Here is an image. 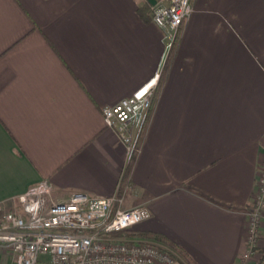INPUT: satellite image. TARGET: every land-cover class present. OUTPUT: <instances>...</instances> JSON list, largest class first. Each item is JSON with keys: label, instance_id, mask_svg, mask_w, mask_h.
<instances>
[{"label": "crops", "instance_id": "0c3cea01", "mask_svg": "<svg viewBox=\"0 0 264 264\" xmlns=\"http://www.w3.org/2000/svg\"><path fill=\"white\" fill-rule=\"evenodd\" d=\"M154 2L0 0V215L42 181L55 200L114 192L126 148L102 108L161 64ZM192 4L123 205L145 206L134 230L167 237L195 264H259L242 254L264 150V0Z\"/></svg>", "mask_w": 264, "mask_h": 264}, {"label": "built area", "instance_id": "2783aa9c", "mask_svg": "<svg viewBox=\"0 0 264 264\" xmlns=\"http://www.w3.org/2000/svg\"><path fill=\"white\" fill-rule=\"evenodd\" d=\"M193 11L192 0H155L150 18L163 32L164 52L154 75L128 97L102 108L104 124L126 148V164L137 156L151 115L166 60ZM125 170L123 171V173ZM122 176L114 192L93 196L73 192L55 200L46 181L17 197L18 204L0 215V264H178L183 259L168 246L124 235L150 217L143 205L124 207ZM243 259L264 249V150L247 212Z\"/></svg>", "mask_w": 264, "mask_h": 264}, {"label": "trees", "instance_id": "16d2710c", "mask_svg": "<svg viewBox=\"0 0 264 264\" xmlns=\"http://www.w3.org/2000/svg\"><path fill=\"white\" fill-rule=\"evenodd\" d=\"M175 47L171 50L168 58L172 56ZM131 164L132 162L128 164V166L125 168V172L122 174V185L123 186L128 181L129 170H130ZM124 235H129V236H134V237H144V238L156 240L168 246L175 252H177L180 255V257L183 259V262H185L186 264H195V262L181 249V247H179L177 244H175L173 241L169 240L167 237L163 235L156 234V233H140V232L135 231L134 229L125 232ZM183 262L181 261V264H183Z\"/></svg>", "mask_w": 264, "mask_h": 264}, {"label": "rangeland", "instance_id": "374dc122", "mask_svg": "<svg viewBox=\"0 0 264 264\" xmlns=\"http://www.w3.org/2000/svg\"><path fill=\"white\" fill-rule=\"evenodd\" d=\"M261 158H262V155H261ZM260 158V159H261ZM259 164V163H258ZM257 169H258V167H257ZM262 225H264V221H262ZM262 228H264V227H262ZM262 234H264V229H262ZM262 238H264V235H262ZM262 242H264V240H261ZM262 257H261V259H260V263H261V261H262V259H264V249H262V250H259V252H258ZM259 263V264H260ZM178 264H181V261L180 262H178ZM183 264H186L185 262H183Z\"/></svg>", "mask_w": 264, "mask_h": 264}, {"label": "water", "instance_id": "95a60500", "mask_svg": "<svg viewBox=\"0 0 264 264\" xmlns=\"http://www.w3.org/2000/svg\"><path fill=\"white\" fill-rule=\"evenodd\" d=\"M260 264H264V259H262L261 263Z\"/></svg>", "mask_w": 264, "mask_h": 264}]
</instances>
